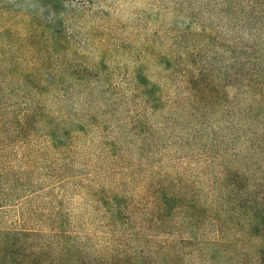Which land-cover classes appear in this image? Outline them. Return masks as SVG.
<instances>
[{
  "label": "rangeland",
  "instance_id": "1",
  "mask_svg": "<svg viewBox=\"0 0 264 264\" xmlns=\"http://www.w3.org/2000/svg\"><path fill=\"white\" fill-rule=\"evenodd\" d=\"M203 73L225 99L193 98ZM0 83L4 112L43 111L34 188L0 183L14 201L0 232L65 234L89 264H153L164 242L191 238L179 213L168 230L145 224L162 176L209 206L229 176L264 197V0H0ZM7 142L16 165L24 147Z\"/></svg>",
  "mask_w": 264,
  "mask_h": 264
},
{
  "label": "trees",
  "instance_id": "2",
  "mask_svg": "<svg viewBox=\"0 0 264 264\" xmlns=\"http://www.w3.org/2000/svg\"><path fill=\"white\" fill-rule=\"evenodd\" d=\"M28 70L39 72L41 68H36L34 65ZM204 74L199 81L190 85L193 98L207 103L225 99V95L220 93L212 83H206V79L203 78ZM32 77L33 74L28 72L23 75L25 85L32 88L31 90L38 84ZM5 98V95L2 97L0 95V141L18 135L24 151L15 165L3 155L8 151L9 146L16 145L7 142L2 146L0 183L5 184L11 190L15 185L23 184L24 193L30 192L36 182V177L30 174L36 169V163L30 154L42 153L39 150L35 151L31 133L40 122L43 111L39 109L40 103H38L37 110L34 111L4 112ZM144 130L146 132L145 128ZM9 132L12 133L9 134ZM214 158L212 156L213 162ZM54 164L56 167L58 163ZM53 165L50 168L54 171ZM57 175L58 173L55 177ZM227 179L231 181L229 185L231 192L227 193L225 187L218 196L215 195L214 204L209 206L205 197L196 190L188 188L177 190L175 184L177 180L171 179L169 175L161 177L160 187L154 190V197L151 205L148 206L150 210L147 211V215H151L152 219L145 221V224L150 229L160 227L168 230L172 219L179 213L182 216L181 230L191 235V238L175 243L169 240L164 242L158 249L165 253L161 258H155L156 262L153 264H264V197L259 192H252L249 189L244 191L239 186L243 179L237 176H229ZM12 181L14 184L8 186ZM67 181L69 179L53 186L58 188ZM14 194L15 200L20 202L22 199L16 198H19L21 193ZM2 195L3 192H0V200L8 196L2 197ZM120 201H122L121 198L116 201L115 206L119 207L115 215L118 214L122 218L124 210L123 203L121 204ZM12 202L14 201L11 196L6 203L0 202V209ZM139 227L142 228L140 225ZM211 229L215 230L217 240L213 244H204L206 248L199 249L196 243L197 236L201 238L205 231ZM54 237L57 236H47L46 233L36 231L0 232V264H64L67 257L72 259V264H89L85 257L79 255L81 252L78 250L79 246L77 248L70 243L67 235L60 234L59 240L53 239ZM203 239L205 238L200 240ZM250 250H253L254 254L248 253ZM186 251L190 252L186 253ZM123 264L147 263L144 257L137 256L135 260L130 258Z\"/></svg>",
  "mask_w": 264,
  "mask_h": 264
}]
</instances>
